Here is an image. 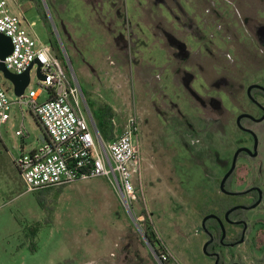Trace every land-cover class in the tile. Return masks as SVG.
<instances>
[{"label":"rangeland","instance_id":"rangeland-1","mask_svg":"<svg viewBox=\"0 0 264 264\" xmlns=\"http://www.w3.org/2000/svg\"><path fill=\"white\" fill-rule=\"evenodd\" d=\"M101 1L7 3L37 42L56 39L86 101L90 126L103 135L97 112L104 115V105L113 115L104 119L111 138L130 114L137 115L141 183L133 211L140 220L129 215L105 177L27 192L13 158L35 149L43 131L25 106L23 114L13 107L0 124V264H160L143 235L148 223L162 245L157 249L168 253L164 264H213L202 250V218L247 203L223 195L219 182L235 150L251 143L235 119L247 108L246 88L264 77V0ZM116 7L119 15L109 28L121 40L111 52L105 24ZM1 82L14 100L11 82ZM36 82L33 69L29 88L37 89ZM241 123L256 136L257 156L238 158L228 188L243 191L256 182L264 189V120ZM262 208L246 214L249 227L262 226L224 251L227 257L264 264Z\"/></svg>","mask_w":264,"mask_h":264},{"label":"built area","instance_id":"built-area-1","mask_svg":"<svg viewBox=\"0 0 264 264\" xmlns=\"http://www.w3.org/2000/svg\"><path fill=\"white\" fill-rule=\"evenodd\" d=\"M24 23L27 24L20 14L11 12L7 0H0V34L12 44L11 53L2 63L6 70L17 75L31 66L29 78L33 69L37 76V89L29 88L28 84L23 94L14 93L12 100L6 94L9 88L1 82V78L8 79L0 70V124L10 119L11 108L19 107L22 113L25 106L43 131L35 149L13 158L25 190L37 192L105 177L133 217L136 182L141 183L137 115L130 114L116 136L103 137L94 123L90 126L87 121L86 113L91 121L92 118L86 101L67 65L50 44L37 42L23 27ZM44 94L46 97L41 101ZM155 258L164 264L169 257L166 251H161Z\"/></svg>","mask_w":264,"mask_h":264},{"label":"flooded vegetation","instance_id":"flooded-vegetation-1","mask_svg":"<svg viewBox=\"0 0 264 264\" xmlns=\"http://www.w3.org/2000/svg\"><path fill=\"white\" fill-rule=\"evenodd\" d=\"M215 18V17H214ZM209 22L210 19H207L205 22ZM213 27L216 31V18L213 19ZM193 27V24L190 23L189 27ZM195 28L199 29V26H196L195 25ZM192 37V40L195 42V41H198L197 37L194 35V36H191ZM186 41V40H185ZM193 42V43H194ZM188 43V42H187ZM183 47H187V44L186 43H182ZM215 48V52H216V47ZM195 50V49H194ZM186 57V56H185ZM200 68V66H198ZM262 76V75H261ZM258 86L262 87L261 89H253V90H258L260 92V94H252V91L250 92V95L251 97H249L247 94H246V91H245V98H244V101L246 102V110H241L242 112L239 113L240 114H249L250 116L253 117V119H249V118H243L241 119L242 120H247L251 123H259L261 121H258L263 113H264V77H263V80H261V83L260 84H257ZM264 120V119H263ZM262 120V121H263ZM240 121V125H241V128L237 127L240 129L241 132H243L244 134H246L250 140H251V143L249 145H247L245 148H248L251 153L254 152V138H256L255 134L250 131L249 128L247 127H244L242 125ZM138 123H139V119H138ZM236 124V123H235ZM244 148V147H243ZM238 149V148H237ZM234 154V153H233ZM233 156V155H232ZM241 156H245L247 158H256L257 156V146H256V156L252 157L250 154L248 153H244V152H241L238 157H237V160L239 157ZM232 159V158H231ZM236 164H237V161H236ZM231 165V163H230ZM230 167V166H229ZM236 168V166H235ZM229 169V168H228ZM227 169V170H228ZM227 170L225 171V173L227 172ZM235 170V169H234ZM224 173V174H225ZM223 174V175H224ZM223 177V176H222ZM222 179V178H221ZM221 181V180H220ZM227 181V180H226ZM220 183V182H219ZM220 190V189H219ZM221 192V191H220ZM230 194H224L222 193L223 195L227 196V197H240V198H244L245 200H247V203H240V204H235V205H232V207H230L227 211H225V213H223L222 215H217L216 213H212L215 218H211V220L214 221V227L212 229L213 231V234H211L205 227V229H202L203 233L205 234L206 236V242L209 241V244L207 245L206 247V252H207V255L204 254L207 258L211 259L212 263L213 264H220L221 261H220V257H219V254L220 253H223L224 251L226 252H229L231 251V249L243 244L246 242L247 240V236L250 235L253 227H255L256 224H260L262 226V221H259V222H256L253 226L249 227V223L247 222V212H250V211H253L259 207H262V209H264V189H262L261 187H259L258 185H255L254 182L252 183V185H249L248 188H246L245 190L243 191H226ZM259 201V203L254 207V208H250L252 207L255 203H257ZM244 207V208H237L236 210H233L232 212H230L227 217L225 218V214L232 208L234 207ZM220 210L221 208L219 207V210L217 213H220ZM237 210H241L244 212L243 216H241L240 214L239 215H233V212L234 211H237ZM209 215V214H208ZM205 217V216H204ZM203 217V218H204ZM216 217L220 220V222L222 223L223 225V228H224V237H222V230H221V226H220V223L218 222V220L216 219ZM243 217V218H242ZM202 218V219H203ZM210 220V219H208ZM206 220L205 221V224L206 222L208 221ZM202 221V220H201ZM264 223V222H263ZM204 224V225H205ZM216 224L218 225L219 229H220V238L218 240V245L216 246V238L214 236H216ZM240 233V236H239V239L238 240H234L235 238V235L237 233ZM243 237V241L240 242V239ZM227 240V241H226ZM155 253V252H154ZM159 253H155V256H157ZM231 255V254H230ZM156 259V258H155ZM226 260H223V262L225 264H244L242 263L241 261V258L237 256V260L235 259V257L232 259L230 257H227L225 258Z\"/></svg>","mask_w":264,"mask_h":264},{"label":"water","instance_id":"water-1","mask_svg":"<svg viewBox=\"0 0 264 264\" xmlns=\"http://www.w3.org/2000/svg\"><path fill=\"white\" fill-rule=\"evenodd\" d=\"M12 51V44H11V40L3 35V34H0V70L2 71L3 75L12 83V85L14 86V93L16 96H20L23 94L25 88L28 86L29 84V69L31 68V66L28 67V69L20 74V75H17V74H12L10 73L8 70H6V68L4 67L2 61L3 59L9 55ZM38 75H39V70H38ZM40 77V75H39ZM262 87L258 86L257 84H251L249 85L247 88H246V94L251 97L250 95V92L251 90L253 89H261ZM243 118H249V119H253L252 116H250L249 114H240L236 117L235 119V123L238 127L241 128V125H240V121L241 119ZM264 119V113L262 115V117L258 120V121H262ZM42 135H39V139H41ZM256 146H257V140L256 138H254V152L251 153V151L248 149V148H243V147H240L238 149L235 150L233 156H232V159H231V165L229 167V169L227 170V172L223 175L220 183H219V189L222 193L224 194H230L228 192H226L224 186H225V182L226 180L229 178V176L232 174V172L234 171L235 169V166H236V161H237V157L238 155L241 153V152H244V153H248L250 154L252 157L256 156ZM259 203V201L257 203H255L252 207L250 208H254L257 204ZM237 208H244V207H234L232 209H230L226 214H225V218L227 217V215L232 212L233 210H236ZM211 218H215V216L213 214H209V215H206L202 221H201V228L202 229H205V221L208 220V219H211ZM216 219L218 220V222L220 223V226H221V230H222V237H224V228H223V225L222 223L220 222V220L216 217ZM243 241V237L240 239V242ZM209 244V241L204 243L203 245V253L207 255V252H206V247L207 245Z\"/></svg>","mask_w":264,"mask_h":264},{"label":"trees","instance_id":"trees-1","mask_svg":"<svg viewBox=\"0 0 264 264\" xmlns=\"http://www.w3.org/2000/svg\"><path fill=\"white\" fill-rule=\"evenodd\" d=\"M50 34H51V36H53L52 35V33H51V31H50ZM121 40V37H117L116 39H115V41L116 42H118V41H120ZM49 44L51 45V47L53 48V50H54V52L56 53V55L62 60V62H63V64H64V66H66V63H65V61H64V59H63V57H62V55H61V51H60V48H59V45H58V43H57V41H56V39L55 38H53V37H50V39H49ZM253 91H256V94H260V92L258 91V90H253ZM254 94V93H253ZM91 105H94L93 104V102H91ZM95 106V105H94ZM103 106V105H102ZM101 109L104 111V115L101 113V112H97V124L99 125V126H101L100 128H101V131H102V133H103V135L105 136V138L106 139H109V138H111V135H112V132L111 131H105V127H104V119L107 117H109L110 118V121H112V118H113V115H112V112H111V110L109 109V107H107L106 105H104L103 107H101ZM234 172V171H233ZM233 172H232V174L229 176V178L227 179V181L225 182V186H224V188H225V190L226 191H230L229 190V188H228V186H229V181H230V179H231V176L233 175ZM254 184L256 185V182H254ZM38 204H39V206L40 207H44V206H42V203H41V201H38ZM230 207H232V206H222L221 207V210H220V213H216L217 215H222L223 213H225V211H227ZM133 214H134V217H138V214H139V212L137 211V210H135L134 209V211H133ZM209 214H212V213H209ZM241 215V216H243V214H244V212L243 211H241V210H237V211H234L233 212V215ZM208 215V214H207ZM243 218V217H242ZM205 227H206V229L211 233V234H213V231H212V229H213V227H214V221L213 220H208L207 222H206V224H205ZM143 231V235H144V237H145V239L149 242V244L151 245V247H152V249H153V251L155 252V253H159L160 251L157 249V247H159V248H162V245H161V243H160V241L158 240V238H157V236H156V233H155V231L153 230V228H152V226L150 225V223H148V224H146V227L144 228V230H142ZM220 234H221V232H220V229H219V227H218V225L216 224V236H214L215 238H216V246L218 245V240H219V238H220ZM239 236H240V233L238 232L236 235H235V238H234V240H238L239 239ZM227 241V240H226ZM260 250V249H259ZM150 256H152L151 254H150ZM219 257H220V261H221V263L220 264H225L224 262H223V260H226L225 258H226V255L224 254V252L223 253H220L219 254ZM235 257V255H233V254H231L230 255V258H234ZM155 264H157V263H155Z\"/></svg>","mask_w":264,"mask_h":264},{"label":"crops","instance_id":"crops-1","mask_svg":"<svg viewBox=\"0 0 264 264\" xmlns=\"http://www.w3.org/2000/svg\"><path fill=\"white\" fill-rule=\"evenodd\" d=\"M82 2H83V4L84 5H91L92 3H93V5H95V6H97V5H99V4H101L100 2H102L101 0H93L91 3L90 2H88L87 0H81ZM112 6H114V4L112 5ZM116 6V5H115ZM122 6V5H121ZM119 7H116V9L114 8L113 9V13H112V19H108L107 21V24H105V26H106V28H108V29H106L105 31H106V33L107 34H109L110 36H109V38H110V40L108 41V43H107V45L109 46V48H110V50H111V52H112V48L114 49V44H116V41H115V39L120 35V34H117V33H115V31L113 30V28H109V25L112 27V22H114L115 20H114V18H116V16H118L119 15ZM113 16H115L114 18H113ZM99 23H101V24H103V22H99ZM108 26V27H107ZM102 31V30H101ZM123 40H124V38H122ZM111 52H110V54H111ZM93 102V101H92Z\"/></svg>","mask_w":264,"mask_h":264}]
</instances>
